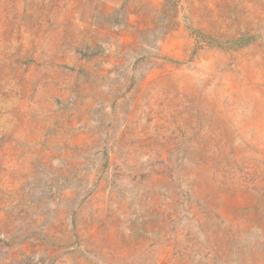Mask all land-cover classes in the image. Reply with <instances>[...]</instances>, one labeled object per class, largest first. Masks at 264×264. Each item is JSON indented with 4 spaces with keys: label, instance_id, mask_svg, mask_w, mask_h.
Segmentation results:
<instances>
[{
    "label": "rangeland",
    "instance_id": "rangeland-1",
    "mask_svg": "<svg viewBox=\"0 0 264 264\" xmlns=\"http://www.w3.org/2000/svg\"><path fill=\"white\" fill-rule=\"evenodd\" d=\"M0 264H264V0H0Z\"/></svg>",
    "mask_w": 264,
    "mask_h": 264
}]
</instances>
